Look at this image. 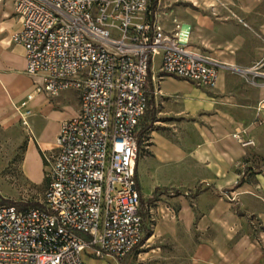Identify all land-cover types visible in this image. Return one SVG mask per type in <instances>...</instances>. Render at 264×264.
I'll return each mask as SVG.
<instances>
[{
  "label": "built area",
  "instance_id": "obj_1",
  "mask_svg": "<svg viewBox=\"0 0 264 264\" xmlns=\"http://www.w3.org/2000/svg\"><path fill=\"white\" fill-rule=\"evenodd\" d=\"M4 0H0V3ZM159 0H13L18 28L9 42L23 51L34 93L76 95L78 109L63 121L55 152L42 153L46 186L37 206L0 204V264H81L121 260L143 242L144 221L135 177L139 124L160 97L164 76L205 90L229 69L190 45L191 28L166 30ZM158 57V74L151 62ZM264 55L249 69L261 78ZM24 96L13 106L26 126ZM257 110H264L262 100ZM232 139L253 146L244 130Z\"/></svg>",
  "mask_w": 264,
  "mask_h": 264
},
{
  "label": "rangeland",
  "instance_id": "obj_2",
  "mask_svg": "<svg viewBox=\"0 0 264 264\" xmlns=\"http://www.w3.org/2000/svg\"><path fill=\"white\" fill-rule=\"evenodd\" d=\"M248 1L160 0L158 12L166 30H171L174 24L191 26V46L203 55L223 65H227L225 62L234 57L236 62L246 63L249 58L247 46L253 42L263 45L264 40V37L255 33L264 24V0H254L255 3L251 5ZM240 6L241 11L245 9L257 14H247L245 19L243 16L242 19L232 18L233 12ZM10 7L11 0H4L0 3V12H9ZM224 14L229 15L230 19H223ZM204 15L210 17L207 24H200V30L195 29L197 19L193 17ZM232 34L240 36V46L233 47L235 37ZM226 40L230 42L229 45L224 43ZM2 49L9 53L12 45L7 42ZM158 66L159 58L155 57L151 62V72L155 77ZM228 67V70L222 71L229 79L225 87L235 101L228 100L224 106L218 107L217 112L226 119L227 125L235 126L225 142L232 152L237 154L239 150L243 151V157L234 165L233 180L225 181L224 187L219 188L211 183L195 186V181L192 182L187 175V168L192 166L189 160L191 156L183 157L178 164L171 161V157L159 161L157 156L160 153L153 149L155 159L150 156L143 158L150 140L147 137L149 132L146 131L140 138L136 165L141 200L144 202L146 197L151 198L164 190L195 187L193 194L199 188L200 196L188 198L187 202L197 213L206 208L207 216L200 222L199 216L194 213L192 225L188 229L178 227L173 237L165 235L149 239V242L146 240L147 244L143 241L139 248L125 257L130 258L128 264H264V113L259 115L264 110H257L261 101L254 103L258 85L251 75L230 69H242L237 66ZM158 88L160 97L148 106L155 111L151 130H155L157 135V147L160 144L162 146L163 140L172 144L177 142L185 150L200 144L203 140L200 128L207 116L205 104L211 93L216 91L199 89L170 76L162 77ZM24 128L20 121L9 127L0 125V200L31 204L41 199L45 185H31L20 171L26 138ZM235 129L244 130L253 141V146L239 147L231 137ZM174 205L173 210L176 208ZM145 223L151 235L154 220H150L149 213ZM80 261L81 264H117L111 258H93L84 253Z\"/></svg>",
  "mask_w": 264,
  "mask_h": 264
},
{
  "label": "crops",
  "instance_id": "obj_3",
  "mask_svg": "<svg viewBox=\"0 0 264 264\" xmlns=\"http://www.w3.org/2000/svg\"><path fill=\"white\" fill-rule=\"evenodd\" d=\"M12 1L13 0H11L9 12H0V125L9 127L18 124L17 114L13 112V106L24 96H31V99L26 105L28 116L24 128L26 138L23 158L20 163V171L23 178L28 183L33 186H39L42 184L43 180V163L41 154L55 152L56 139L60 125L63 121H66L75 115L78 109V102L76 95L72 92H63L52 99L34 93L32 84L39 83V79L30 78L24 74L23 51L21 47L9 42V36L18 28V21L12 13ZM237 1L238 3H241L240 0ZM248 2L250 5L253 2L255 3L254 0H249ZM205 8L210 10L209 7ZM247 14L250 15L257 13L246 11L245 9L244 11H241L240 6L238 7V10L233 12L232 18L242 19L243 16V19H245ZM193 18L197 19L195 29L199 30L201 28L200 24L206 25V21L210 19V17L206 15L199 16L198 18L195 16ZM222 18L230 19V16L224 14L222 15ZM262 18L264 20V15H262ZM5 22H9L10 24H4ZM241 25L248 28L243 23H241ZM203 28L204 27H202L201 30H203ZM255 33L264 37V24L260 26ZM192 35L193 32L191 30V39ZM232 35L235 37L232 41V44L234 45L233 47L240 46V36L238 34ZM227 41L228 40H226V42L224 41V43L229 45L230 42ZM7 42L12 45V50H10L9 53L2 49V46L7 45ZM191 44L192 43L190 42V45ZM247 48L246 52L248 53L249 58H247L246 63L236 62V57L232 58L234 61L229 58V61L225 63L242 69H249L255 66L264 55V40L263 45L253 42L248 45ZM220 52L221 51L219 50L218 53ZM258 71L264 72V69L260 68ZM221 72L222 71H219L218 73L215 88L211 89L216 92L214 94L211 93V96L207 98L205 104L207 116L200 128V132L203 136V140H201L200 144H196L195 147L190 150H185V148L178 146L179 143L177 142L172 144L167 140H163V142L161 141L162 146L160 144V146L157 147V135L155 130H151V127L147 130L149 132L147 137L150 140L146 145V152L143 155V158L150 156L155 159L153 149L159 151L160 156H157L159 161H164V159H170L171 157V161L178 164L186 156H191L192 159L189 158V160L192 166L187 168V175L191 177L192 182L195 181V186L204 183H211L217 188L224 187L225 181L233 180L234 165L243 157V151L239 150L236 154L231 151L229 144L225 142L226 138L230 137L229 134L235 126L232 124L227 125L226 119L221 117L217 112L219 109L218 107L224 106L228 100L231 99L235 101V98L230 97L231 94L225 87L226 81L229 79L225 72H222L223 74ZM254 81L258 86L255 90L253 100L254 103H257L258 101L264 100V84H262L263 80L261 78H256ZM18 93H20V96H17ZM238 107H240V105H238ZM252 108L254 111V107ZM261 113L263 114L264 112H260L259 115ZM232 141L233 140L231 139V142ZM197 150H199V152H196ZM136 165L137 160L135 162V177ZM194 188L179 187L177 188L179 190H164L162 192H157L156 196H153L155 200L146 207V210L150 215V220H154V224L151 228V235L149 234L151 237L149 235L147 238L143 237V241L148 240L149 242V239L154 240L155 238L157 239L165 235L173 237L178 227L188 229L192 225L194 213L199 216L200 222L206 218V208L200 209L197 213L187 202L188 198L200 196L199 188H197L196 193L193 194L192 190ZM145 199L147 200L150 198L146 197ZM174 204H176L175 210L172 209ZM144 226L146 227V223H144ZM156 227L158 229L155 233ZM144 244H147V241L144 242ZM112 260L117 262V264H128L130 258H125L123 261Z\"/></svg>",
  "mask_w": 264,
  "mask_h": 264
},
{
  "label": "trees",
  "instance_id": "obj_4",
  "mask_svg": "<svg viewBox=\"0 0 264 264\" xmlns=\"http://www.w3.org/2000/svg\"><path fill=\"white\" fill-rule=\"evenodd\" d=\"M153 105V102H150ZM155 119V111L152 108H148L145 112V114L142 117V120L140 121L139 124V133H138V147H139V143H140V138L142 137V135L151 127L152 122ZM43 163V162H42ZM42 184H44L46 186V180L43 178L42 180ZM139 191V189H138ZM140 198V195H139ZM154 197H151L150 199H147L146 201H142L141 198L139 200V204L140 207L142 208V218L143 221L145 223L146 221V217H147V210L146 207L148 205H150L152 202H154ZM1 204H10V205H16V206H20V207H27V206H37V203H31V204H27V203H16V202H12L10 200H0ZM145 227V226H144ZM149 235V231L147 229V226L144 228V238H147V236Z\"/></svg>",
  "mask_w": 264,
  "mask_h": 264
}]
</instances>
